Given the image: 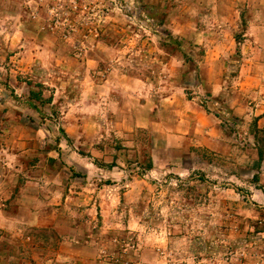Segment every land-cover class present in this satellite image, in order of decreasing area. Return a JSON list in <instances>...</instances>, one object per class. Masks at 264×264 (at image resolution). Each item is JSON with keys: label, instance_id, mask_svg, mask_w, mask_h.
Segmentation results:
<instances>
[{"label": "rangeland", "instance_id": "obj_1", "mask_svg": "<svg viewBox=\"0 0 264 264\" xmlns=\"http://www.w3.org/2000/svg\"><path fill=\"white\" fill-rule=\"evenodd\" d=\"M256 2L0 0V202L18 219L0 264H64L75 239L102 264H264V48L243 36ZM117 69L165 132L191 113L217 146L120 137V74L102 86Z\"/></svg>", "mask_w": 264, "mask_h": 264}, {"label": "crops", "instance_id": "obj_2", "mask_svg": "<svg viewBox=\"0 0 264 264\" xmlns=\"http://www.w3.org/2000/svg\"><path fill=\"white\" fill-rule=\"evenodd\" d=\"M256 1L257 2L253 5V8L249 9L252 17L251 19H249L248 31L243 34L244 43L246 45L252 44L255 47L264 48V0ZM261 59L262 61H264V57H258L255 61L258 60L259 62H261ZM118 70L119 69L115 70L111 75L107 76L103 80L102 86L114 80L113 75L120 74L118 77L122 80H120L119 84H116L117 88H110V92L118 93L121 99L119 98L117 102H124L126 106L117 103L116 105L114 104L113 107L111 106V108H109L113 112L114 127L116 128L120 137L127 136V131L132 130L133 128L141 127L148 128L150 130L156 142H160L159 145L161 151H165L168 150L169 147H173L178 152H183L185 151V147H187L188 145H200L207 148H215L217 146L216 142L218 141L215 140L213 136L215 135V132H218V130L214 128L212 129L211 133L206 131L204 129L206 128L205 125L203 126V119L200 118V120H196L197 116L195 115L193 119V115L191 113L184 112L178 124H173V131L165 132L164 123L156 119L151 110L148 111L142 105H140L139 107H134V102L132 100L134 96L132 95L133 92L127 91L122 84V82L124 84L126 82H130L128 80L130 79L128 78V76L130 75L127 72H118ZM149 161H151V163L153 164L152 169L159 165L158 158L156 157V152H152V155L149 158L148 162ZM111 168L112 169L103 170V172H107V175H118V171L114 172L116 164H113ZM152 169L150 168V170ZM0 178V183L4 182L2 177ZM261 181H264V179H262ZM52 187L55 188V186ZM59 189L62 190V188ZM1 205L4 206L0 202V229L6 230L18 219L17 214L10 213L8 210L1 208ZM40 217L42 216L38 214L37 216L32 215V223L37 222V225H40V223L46 222ZM138 225L139 223L137 219H128L125 223L122 224V228L128 230H137ZM73 241L68 242L67 240H65L60 244V250L55 253L58 257L57 260L63 261L64 264H102L99 259L94 258L95 256H92L91 258V256H89L91 254H89L88 256L84 255L83 247L79 246L80 240L75 239ZM37 245L38 244H36L35 247H38ZM141 248V252L143 253L146 249H152V246H145L143 244ZM41 254L42 253L40 252V255ZM142 262L147 263L149 261L143 259Z\"/></svg>", "mask_w": 264, "mask_h": 264}, {"label": "trees", "instance_id": "obj_3", "mask_svg": "<svg viewBox=\"0 0 264 264\" xmlns=\"http://www.w3.org/2000/svg\"><path fill=\"white\" fill-rule=\"evenodd\" d=\"M75 10H79V8H75ZM253 132H254L255 145L257 150V161L258 163H261L264 160V126L262 128H259L255 122L253 124ZM112 165L113 164H111L110 167ZM145 167L146 169L151 168L152 167L151 161H149Z\"/></svg>", "mask_w": 264, "mask_h": 264}]
</instances>
